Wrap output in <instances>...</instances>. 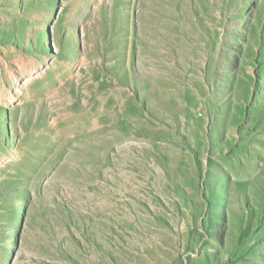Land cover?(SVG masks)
I'll list each match as a JSON object with an SVG mask.
<instances>
[{
	"label": "rangeland",
	"instance_id": "1",
	"mask_svg": "<svg viewBox=\"0 0 264 264\" xmlns=\"http://www.w3.org/2000/svg\"><path fill=\"white\" fill-rule=\"evenodd\" d=\"M0 264H264V0H0Z\"/></svg>",
	"mask_w": 264,
	"mask_h": 264
},
{
	"label": "bare ground",
	"instance_id": "2",
	"mask_svg": "<svg viewBox=\"0 0 264 264\" xmlns=\"http://www.w3.org/2000/svg\"><path fill=\"white\" fill-rule=\"evenodd\" d=\"M130 182V181H129ZM133 183V181L132 182H130L129 184H132ZM127 199V198H126Z\"/></svg>",
	"mask_w": 264,
	"mask_h": 264
}]
</instances>
